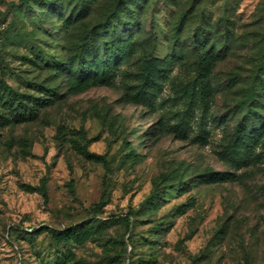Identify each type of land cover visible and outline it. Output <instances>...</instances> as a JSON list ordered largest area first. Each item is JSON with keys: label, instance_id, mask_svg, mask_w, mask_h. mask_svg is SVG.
<instances>
[{"label": "rangeland", "instance_id": "1", "mask_svg": "<svg viewBox=\"0 0 264 264\" xmlns=\"http://www.w3.org/2000/svg\"><path fill=\"white\" fill-rule=\"evenodd\" d=\"M117 3L0 0V264H264V0L129 4L61 71Z\"/></svg>", "mask_w": 264, "mask_h": 264}, {"label": "trees", "instance_id": "2", "mask_svg": "<svg viewBox=\"0 0 264 264\" xmlns=\"http://www.w3.org/2000/svg\"><path fill=\"white\" fill-rule=\"evenodd\" d=\"M29 2L30 0H23L24 5H28ZM142 3H143V0H118L115 11L111 13L112 20L109 21V24H108L109 26L102 27L100 31L94 34L91 38L81 41L76 51L75 57L71 60L70 63H66V64L62 63L59 69L61 71H69V72L73 70L79 71L82 74V76L89 74L91 72L93 62L97 58L96 54L93 53V51H100L101 49L100 42L102 41L101 39L103 38V36H108L112 34V36L116 37V35L113 34L112 32H107L109 28L113 26V24L115 23V20H120L122 15H124L125 13H129L131 21L135 20L137 16H135L133 11L131 12L130 10L131 8L129 9V4H131V6L134 5V7H138ZM105 40H111V39L105 38L103 41ZM261 69L262 71H264V63ZM255 91H256V86H254V88L252 89V92L245 97L244 101L242 102L243 106H245L248 103H251V104L254 103ZM4 97L6 99V103H9V108H11L13 113H15L16 119L18 121H24V120L29 119L28 116L35 113L34 111L36 109H34L33 107L39 106L37 101H33L34 106H30L21 100L22 97H18V98L12 97V94L10 91L9 93L5 92ZM16 100H19L17 105H15ZM3 121H4L3 116H0V124ZM260 134H261L260 129L254 128L253 131L251 132V137L253 139H258L260 137ZM84 154L87 157L100 159L103 162H105V158L103 156L91 154L86 150H84ZM232 176L233 175L228 172L217 173L213 176V180L219 183H225V182L230 181L232 179ZM70 188H71V191H73V187L70 186ZM35 191H38L39 193H41L45 200L48 199V194H47L44 184L40 188H37ZM103 204H104V199H102L101 202L96 206V209L100 210L103 207ZM122 221L124 222L126 227L129 228L130 226L129 219L127 218Z\"/></svg>", "mask_w": 264, "mask_h": 264}]
</instances>
